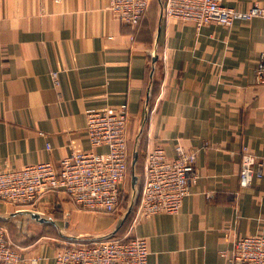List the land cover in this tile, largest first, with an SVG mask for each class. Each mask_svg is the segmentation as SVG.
<instances>
[{
	"label": "crops",
	"instance_id": "1",
	"mask_svg": "<svg viewBox=\"0 0 264 264\" xmlns=\"http://www.w3.org/2000/svg\"><path fill=\"white\" fill-rule=\"evenodd\" d=\"M162 1L151 0L132 26L116 20L111 0H0V170L91 149L87 110L127 104L130 154L144 162L155 143L171 158L178 144L200 152L180 211L132 223L125 238L147 239L150 264H226L237 238L264 235V83L255 77L264 18L198 27L164 15ZM222 3L240 12L264 6ZM244 146L263 162L249 187L239 177ZM57 211L58 228L86 236L77 241L112 236L125 214L81 209L61 190L22 209L0 200V220L20 234L9 232L10 242L39 264H55L61 246L34 239L28 226L43 224L34 213Z\"/></svg>",
	"mask_w": 264,
	"mask_h": 264
},
{
	"label": "built area",
	"instance_id": "2",
	"mask_svg": "<svg viewBox=\"0 0 264 264\" xmlns=\"http://www.w3.org/2000/svg\"><path fill=\"white\" fill-rule=\"evenodd\" d=\"M222 1L165 0L162 12L169 18L193 21L198 27L211 22L231 26L239 18H264V6L254 5L240 12ZM150 2L111 0V10L116 20L136 26ZM51 76L58 85L59 72L53 71ZM255 77L258 83H264V52ZM86 117L91 149L73 152L59 164L46 161L21 169L0 170V200L22 209L36 205L50 191L61 190L81 209L115 213L128 180V106L122 104L104 111L89 109ZM96 147H106V151L97 152L93 149ZM175 151L176 156L171 158L162 145L155 143L145 152L141 197L133 224L160 213L177 214L197 183L200 149L178 144ZM256 159L248 146L242 148L239 173L242 187H249L255 178L262 177L263 162ZM70 242L58 249L55 264H150L148 241L144 237L114 239L107 236ZM39 261V256L25 257L13 248L8 230L0 227V264H39ZM226 264H264V235L237 238Z\"/></svg>",
	"mask_w": 264,
	"mask_h": 264
},
{
	"label": "rangeland",
	"instance_id": "3",
	"mask_svg": "<svg viewBox=\"0 0 264 264\" xmlns=\"http://www.w3.org/2000/svg\"><path fill=\"white\" fill-rule=\"evenodd\" d=\"M140 163H141V171H142L141 174L142 175L140 178H138V182L136 183L135 186L132 185V175L134 172L129 168L128 180L126 181L125 191L120 201V207L118 209L119 211L117 210L118 212L116 211L115 213L108 214V215L111 216V215H115L118 213H125L123 216V220H124L129 210L132 209L133 206L139 204L141 190H142L141 183H142L143 172H144L143 161L141 160ZM58 212L59 211H57L56 214L52 215L54 218L48 219L49 221H45L43 222V224H37L34 222V224L28 226L29 229H31L30 234L34 236V239H36L38 236L47 235L46 237L53 239L54 242L59 244V246H63L64 244L72 241L74 238H77V237L85 238L86 237L84 235H77V234H74L76 236H68L67 234L68 231H66V229L61 230L60 228H58L55 224V219L59 218L58 217L59 215H57ZM48 224L49 226H47ZM7 229H8V233L10 232L11 235L15 236L16 233H18V229L14 223H11ZM18 235L20 234L18 233Z\"/></svg>",
	"mask_w": 264,
	"mask_h": 264
},
{
	"label": "trees",
	"instance_id": "4",
	"mask_svg": "<svg viewBox=\"0 0 264 264\" xmlns=\"http://www.w3.org/2000/svg\"><path fill=\"white\" fill-rule=\"evenodd\" d=\"M132 160H133V153L130 154L129 168L134 172L133 174H135L138 178H140L141 175H142L141 174L142 173V171H141V163H140L141 162V158L140 157L138 158V161H137V163L135 165H133ZM140 197H141V195H140ZM137 207H138V204L133 206L132 209L129 210V212L127 213L125 219L120 224L119 228L112 235V238H114V239H126L125 236L128 233V231L130 230V227H131V225L133 223V220H134L135 215H136ZM10 224H11L10 221L0 220V227H3L5 229H7ZM47 226H49V224ZM12 245H13V248H16V249L21 251L20 245H16L15 243L14 244L12 243Z\"/></svg>",
	"mask_w": 264,
	"mask_h": 264
},
{
	"label": "water",
	"instance_id": "5",
	"mask_svg": "<svg viewBox=\"0 0 264 264\" xmlns=\"http://www.w3.org/2000/svg\"><path fill=\"white\" fill-rule=\"evenodd\" d=\"M138 158H139V154H138V152H135L134 155H133V160H132L133 165H135L137 163ZM137 182H138V177L135 174H133L132 175V185L135 186ZM32 217L37 219V220H39V221H41V222H45V221L48 220V219H46L44 217H41L39 213H34L32 215Z\"/></svg>",
	"mask_w": 264,
	"mask_h": 264
}]
</instances>
